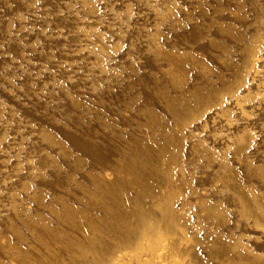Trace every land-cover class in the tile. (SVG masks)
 <instances>
[{
    "label": "rangeland",
    "instance_id": "374dc122",
    "mask_svg": "<svg viewBox=\"0 0 264 264\" xmlns=\"http://www.w3.org/2000/svg\"><path fill=\"white\" fill-rule=\"evenodd\" d=\"M0 264H264V0H0Z\"/></svg>",
    "mask_w": 264,
    "mask_h": 264
}]
</instances>
